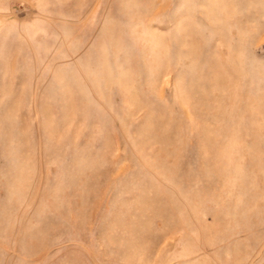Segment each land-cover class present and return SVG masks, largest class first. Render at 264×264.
<instances>
[{
  "label": "rangeland",
  "instance_id": "obj_1",
  "mask_svg": "<svg viewBox=\"0 0 264 264\" xmlns=\"http://www.w3.org/2000/svg\"><path fill=\"white\" fill-rule=\"evenodd\" d=\"M0 264H264V0H0Z\"/></svg>",
  "mask_w": 264,
  "mask_h": 264
}]
</instances>
